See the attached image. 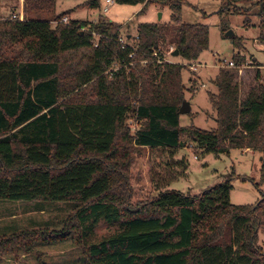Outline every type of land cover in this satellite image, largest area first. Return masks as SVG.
<instances>
[{"label": "trees", "instance_id": "16d2710c", "mask_svg": "<svg viewBox=\"0 0 264 264\" xmlns=\"http://www.w3.org/2000/svg\"><path fill=\"white\" fill-rule=\"evenodd\" d=\"M113 1L155 2L169 9V20L140 22L122 43L123 24L71 20L70 11L55 13L56 0H24L22 19L0 15V201L74 203L61 230L0 236V261L71 239L82 264H264L257 235L264 232V190L254 205L233 204L230 175L200 193L165 189L136 201L127 175L131 145L173 154L184 137L215 155L251 149L264 160V64L253 79L243 76L233 36L236 66L221 67L212 79L217 92L208 93L215 128L181 126L178 109L189 90L182 71L208 48V26L183 21L187 0ZM218 4L245 16L253 8L264 29V0ZM81 6L96 7V0ZM170 48L177 60L156 62L154 53L163 57ZM100 221L115 231L89 241Z\"/></svg>", "mask_w": 264, "mask_h": 264}, {"label": "rangeland", "instance_id": "374dc122", "mask_svg": "<svg viewBox=\"0 0 264 264\" xmlns=\"http://www.w3.org/2000/svg\"><path fill=\"white\" fill-rule=\"evenodd\" d=\"M88 1L90 0H56L55 13L70 11L71 20L97 21L102 18L121 23L122 39L126 34L128 37L135 34L136 25L140 22L169 20V9L160 7L155 2L143 6L113 1L105 12L103 8L107 5L106 0H96L97 6L92 8L77 7ZM2 5V16L11 15L10 11L17 10L16 0L2 1ZM252 12L253 8L248 7L246 16L249 14V24L245 26V15L221 10L218 0H187V4L183 6V21L206 24L209 36L208 48L195 61L196 70L188 66L182 71L183 82L189 88L185 91V96L190 100L191 111L180 115L181 126L194 125L204 130L216 126L215 111L208 99V93L217 92L212 79L221 67H228V61L239 52L232 40L225 36L227 30L234 33V38L241 45L240 54L244 60L241 67L245 71L243 76L253 79L257 64H264V29L260 31L258 18L251 15ZM54 25L52 22V26ZM222 27H227L224 33ZM172 57L168 52L165 53L167 60H177ZM189 78H193L192 83L188 81ZM183 140L185 145L173 154L164 149L131 145L127 175L134 200L144 201L165 189L200 193L230 175H234L229 196L231 203L254 205L261 198V190H264L261 165L264 160L258 151L232 148L228 153L215 155L196 149L185 137ZM182 158L186 160L185 169L178 162ZM73 208L74 203L71 201H0V236L29 229L61 230L64 228V221L73 215ZM114 231L115 226L100 221L93 226V234L89 235L88 240L97 241ZM257 235L258 242L264 246V232L259 231ZM0 264H82L81 246L71 239L37 244L32 252L20 255L17 259L3 255Z\"/></svg>", "mask_w": 264, "mask_h": 264}, {"label": "built area", "instance_id": "2783aa9c", "mask_svg": "<svg viewBox=\"0 0 264 264\" xmlns=\"http://www.w3.org/2000/svg\"><path fill=\"white\" fill-rule=\"evenodd\" d=\"M112 2H113V0H106L107 5L103 8L104 12L107 11L108 5L111 4ZM11 18L22 19L23 16L22 15H17L15 13H12L11 14ZM60 21L61 22H67L68 18L67 17H63ZM121 42L123 43V39H121ZM172 50H173V48H170V50L168 51L169 55H170ZM154 56L156 57V62H158V63H163L165 61H170V60H167L165 58V54L163 55V57H161V56H158V54L154 53ZM143 63H146V61L143 60ZM227 66L228 67H235L236 65L234 64V62L232 60H230V61H228ZM189 67H191L192 69H195V65H193V64H191ZM128 123H130V125H131L130 127H131L132 130H135L137 128V121H135V119L133 117L128 120ZM135 126H136V128H135Z\"/></svg>", "mask_w": 264, "mask_h": 264}, {"label": "water", "instance_id": "95a60500", "mask_svg": "<svg viewBox=\"0 0 264 264\" xmlns=\"http://www.w3.org/2000/svg\"><path fill=\"white\" fill-rule=\"evenodd\" d=\"M161 16V13H159V17ZM225 36L228 38H232L234 36V33L231 30H227L225 32ZM171 56H178V51L176 49H173L170 53ZM191 111V103L189 100L184 99L178 109V114H185Z\"/></svg>", "mask_w": 264, "mask_h": 264}, {"label": "crops", "instance_id": "0c3cea01", "mask_svg": "<svg viewBox=\"0 0 264 264\" xmlns=\"http://www.w3.org/2000/svg\"><path fill=\"white\" fill-rule=\"evenodd\" d=\"M2 1H6V0H0V5L1 6H3L4 7V5H2ZM9 1H11V0H9ZM16 3H17V10L16 11H10V14H12V13H15V14H17V15H22L23 16V0H16ZM106 6V5H105ZM1 10V9H0ZM2 13H3V9L0 11V15H2ZM92 21H94V20H92ZM129 36V35H128ZM193 65L195 64V67H197V63L196 62H194V63H192ZM201 65V64H200ZM195 70H196V68H195ZM213 85V84H212ZM214 88H215V86H213ZM216 89V88H215ZM214 93V92H213ZM184 96H185V94H184ZM185 99L186 100H188V98L185 96ZM190 101V100H189ZM24 255V254H23Z\"/></svg>", "mask_w": 264, "mask_h": 264}]
</instances>
